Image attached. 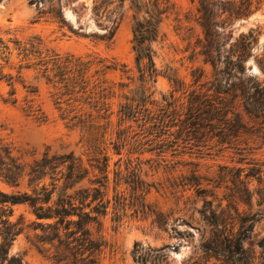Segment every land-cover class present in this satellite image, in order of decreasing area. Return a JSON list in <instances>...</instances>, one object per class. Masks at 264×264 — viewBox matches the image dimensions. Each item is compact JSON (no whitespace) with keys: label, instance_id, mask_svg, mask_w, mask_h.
Instances as JSON below:
<instances>
[{"label":"rangeland","instance_id":"1","mask_svg":"<svg viewBox=\"0 0 264 264\" xmlns=\"http://www.w3.org/2000/svg\"><path fill=\"white\" fill-rule=\"evenodd\" d=\"M168 1L172 10L159 26L158 39L151 43L158 76L146 86L149 90L145 97L149 96L152 103L147 105L149 109L162 106L163 97L181 96L174 92L173 79L188 90L212 80V67L202 57L193 55L199 51L198 41L204 39L197 22L196 0ZM93 6V0H0V160L24 169L23 176L9 184L1 167L0 191L4 193L32 194L26 174L34 162L44 154H73L90 171L74 189L91 188L92 175H102L90 166L104 171L107 164V199H111L116 163L137 158V154L128 156L124 149L118 150L123 96L144 95L132 50V12L125 0L115 34L107 41L101 37L106 30L92 14ZM222 31L225 35L232 33L234 38L254 32L256 43L245 63L243 78L264 81L256 62L264 55V0L249 18L217 28L219 34ZM67 57L96 59L115 70L94 75L97 68L93 67L85 91L80 86L72 88L69 83L55 85L52 77L56 65ZM99 82H103L102 87L92 89ZM88 96L93 99L86 100ZM237 112L247 129L236 142L248 149L247 157L238 156L231 144L222 143L216 136L208 137L193 150L183 148L182 144L173 147L163 154L161 161L154 152L140 155L145 163L141 180L151 185L145 203L167 215L168 222L164 229H159L151 218L138 217L128 208L117 223L109 210L101 225L91 229L93 237L101 242L96 264H137L133 260L135 244L143 249H161L169 263L180 264L193 255L201 236L210 230L201 215L203 211H223L221 218L228 226L253 218L252 231L242 247L255 264L259 263L264 249V184L258 183L256 177L245 180L244 176L252 163L264 165V125L260 133L239 105ZM83 113L91 114L96 121L97 129L90 135L71 122V118ZM238 170H242L239 179L247 183L245 186L235 182ZM43 184L50 188L48 176L38 187ZM125 188L121 186L120 190ZM245 188L249 193L244 192ZM55 199L54 194L52 200ZM12 211L10 221L19 222L22 231L9 248L10 256L26 264H69L53 244L41 241L42 232L37 224L47 221L37 220L27 204L15 205ZM234 227L236 231L238 224Z\"/></svg>","mask_w":264,"mask_h":264},{"label":"trees","instance_id":"2","mask_svg":"<svg viewBox=\"0 0 264 264\" xmlns=\"http://www.w3.org/2000/svg\"><path fill=\"white\" fill-rule=\"evenodd\" d=\"M124 2L125 0H93L92 14L106 30L102 39L110 41L113 38ZM128 2L133 23L132 50L144 95L140 94L139 97L135 93L131 97L123 96L125 103L120 106L119 111L118 123L122 129L118 135V150L120 152L124 149L128 156L137 154V158L134 161L126 159L123 163L118 160L114 173V195L107 199V164H104V171L91 165V170L97 169L102 177L92 175L89 180L91 188L75 190V186L90 174L89 169H85L80 160L73 158V154L51 157L44 154L29 167L26 174L32 194H8L0 191V264H26L20 258L9 255L14 238L22 231L19 222L10 221L13 206L27 204L37 220L47 221L46 224H37L42 232L40 239L53 244L63 260L69 264H96L101 242L99 238L93 237L91 229L101 225V219L109 214V210L117 223L128 208L138 217L151 218L159 229H164L168 222L167 215L145 203V196L151 185L141 180L142 165H145L139 159L141 154L154 152L157 160L161 161L163 154L173 147L182 144L183 148L193 150L200 147L208 137L216 136L222 143L231 144L238 156L247 157L248 149L241 148L236 142L247 129L237 112L238 105L253 120L256 130L262 132L264 81H247L243 78L245 63L256 43L254 32L239 34L236 38L232 33L225 35L224 31L221 34L217 32V28L222 25L252 16L259 10L261 0H196L197 22L203 30L204 39L203 42L198 41L199 51L193 52V55L202 57L204 63L212 67V80L200 84L199 88L188 90L173 79L174 92H179L181 96H170L169 99L163 97V105L153 106L154 109L147 107L152 103H149V96L145 97L149 90L146 86L154 83L158 76L151 43L158 39L159 26L172 10V5L168 0ZM104 23L106 24L103 25ZM256 62L264 75V55ZM102 63L103 61L96 59L82 61L67 57L56 65V72L52 77L54 84L69 83L72 88L80 86L85 91L90 77L88 75L93 67L97 68L94 75H102L107 69L115 70ZM102 83L95 84L92 89L101 88ZM90 93L92 92L89 95ZM92 99L91 96L86 98L88 101ZM71 122L74 127L79 126L89 135L97 129L95 118L91 114L83 113L78 118H71ZM104 161L107 162V159ZM2 166L3 178L9 184H15L23 176L24 169L20 165H8L0 160V171ZM263 167L264 165L252 163L244 176L245 180L256 177L258 183L264 184ZM241 172L242 170H238L235 182L245 186L247 183L239 179ZM46 176L50 180V188L44 184L38 187ZM121 186L126 188L120 190ZM247 190L244 189L246 194L249 193ZM54 194L56 199L53 201ZM204 204L211 206L207 201ZM222 213L223 211L219 214L213 211L201 213L210 230L207 235L204 232L201 236L193 255L180 264H255L250 253L242 247L243 240L252 231L254 219L240 220L236 223L238 229L235 231L236 224L232 222L228 226L221 218ZM133 260L137 264H171L161 249H143L138 244H135ZM258 264H264V249Z\"/></svg>","mask_w":264,"mask_h":264}]
</instances>
